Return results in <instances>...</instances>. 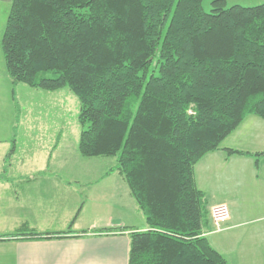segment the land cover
Listing matches in <instances>:
<instances>
[{
  "label": "trees",
  "instance_id": "16d2710c",
  "mask_svg": "<svg viewBox=\"0 0 264 264\" xmlns=\"http://www.w3.org/2000/svg\"><path fill=\"white\" fill-rule=\"evenodd\" d=\"M11 2L1 50L12 83L73 91L81 154L116 157L111 170L145 216L148 227L129 233L128 264H230L204 235L212 219L195 166L247 115L264 119V3ZM75 219L30 234L72 233Z\"/></svg>",
  "mask_w": 264,
  "mask_h": 264
},
{
  "label": "crops",
  "instance_id": "0c3cea01",
  "mask_svg": "<svg viewBox=\"0 0 264 264\" xmlns=\"http://www.w3.org/2000/svg\"><path fill=\"white\" fill-rule=\"evenodd\" d=\"M34 125H19L25 133L14 137V151L8 154V146L0 151V264H128L130 231L148 225L125 178L111 170L116 158H72L58 145L61 132L49 154L35 153L32 146L25 147L41 138V129ZM225 148L264 151V119L247 115L220 148L195 166L209 208L220 202L229 206L222 230L230 233L226 238L231 243L238 230L240 264H264V153L256 158L251 153L228 154ZM75 215L72 233L30 234L66 231ZM107 227L113 229L100 231ZM204 230L220 251L212 220Z\"/></svg>",
  "mask_w": 264,
  "mask_h": 264
},
{
  "label": "rangeland",
  "instance_id": "374dc122",
  "mask_svg": "<svg viewBox=\"0 0 264 264\" xmlns=\"http://www.w3.org/2000/svg\"><path fill=\"white\" fill-rule=\"evenodd\" d=\"M11 1L0 0V151L8 146L7 153L9 154L13 138L15 137L17 140L20 135L25 133V131L18 130L19 125L35 124L34 126H39L41 129L38 132L41 134V138L34 143L25 144V147L32 146L34 152L40 155H45V150L49 154L55 143V136L61 132L62 140L58 144L61 151L64 150L72 158L78 155L84 156L79 150L83 127L78 118L80 101L77 95L68 87L50 91L31 87L26 83L14 85L6 71L1 50V37ZM211 2L212 0H204L205 10L211 9ZM227 3L228 5L254 6L264 3V0H227ZM59 127L61 129L58 130ZM115 158H113L114 161ZM75 162L77 167H81L78 161ZM228 235L230 233L223 230L214 234L219 242L220 251L228 258L229 262L240 264L238 230L233 234L234 241L232 243L226 238Z\"/></svg>",
  "mask_w": 264,
  "mask_h": 264
},
{
  "label": "built area",
  "instance_id": "2783aa9c",
  "mask_svg": "<svg viewBox=\"0 0 264 264\" xmlns=\"http://www.w3.org/2000/svg\"><path fill=\"white\" fill-rule=\"evenodd\" d=\"M210 212L214 231L222 230L224 223L230 217V209L228 204L224 202L213 204L211 206Z\"/></svg>",
  "mask_w": 264,
  "mask_h": 264
}]
</instances>
